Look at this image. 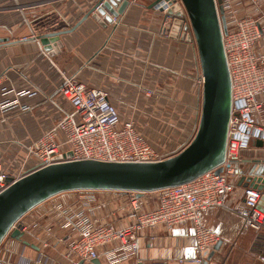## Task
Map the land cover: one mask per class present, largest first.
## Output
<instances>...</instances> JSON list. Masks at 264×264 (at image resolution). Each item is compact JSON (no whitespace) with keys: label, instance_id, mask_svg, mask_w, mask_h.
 I'll return each mask as SVG.
<instances>
[{"label":"crops","instance_id":"0c3cea01","mask_svg":"<svg viewBox=\"0 0 264 264\" xmlns=\"http://www.w3.org/2000/svg\"><path fill=\"white\" fill-rule=\"evenodd\" d=\"M99 1L0 0V83L9 91L1 95L0 103L18 100L14 108L0 109V168L9 175L24 166L22 146L35 142L70 110L58 93L63 74L107 91L123 121H133L136 127L162 137L158 152H175L179 131L185 139L192 135L200 111L198 74L194 77L199 62L192 45L171 36L175 18L155 10L152 5L157 0H127L123 13L110 23L98 14L99 19L89 15ZM165 20L167 29H163ZM56 33L62 34L50 44L52 50L45 51L40 38ZM239 167L241 173L233 179L236 193L224 207L200 214L202 225L220 237L213 250L207 254L196 250L190 223L171 230L158 227L143 233L137 254L118 264H192L198 258L201 264H264L260 259L264 230L245 229L238 214L246 187L261 191L259 205L264 210V146L253 141L242 153ZM249 178L255 183H249ZM77 192L87 191L59 194L24 217L28 222L39 219L40 237L49 242L43 251L31 235L26 236V256L34 258L43 252L54 264L68 263L65 252L73 233L61 227L56 206L82 212L100 225L131 222L127 194ZM148 199V208H155L157 194H149ZM81 264L109 263L102 254Z\"/></svg>","mask_w":264,"mask_h":264},{"label":"built area","instance_id":"2783aa9c","mask_svg":"<svg viewBox=\"0 0 264 264\" xmlns=\"http://www.w3.org/2000/svg\"><path fill=\"white\" fill-rule=\"evenodd\" d=\"M170 1L181 5L180 0H162L153 8L167 14L171 9ZM100 7L102 4L96 10ZM223 8L227 25L223 46L231 80V113L224 162L186 184L156 192H116L129 197L131 222L127 225H100L82 212L54 207L61 214V227L73 233L65 252L67 264L91 262L102 254L109 264L133 258L143 233L158 227L171 230L192 224L195 248L202 254H207L220 242L216 232L202 225L200 214L225 206L228 197L236 193L233 179L241 173L242 153L250 149L253 141L264 139V50L258 46L264 40V0H223ZM184 21L189 24L187 17ZM115 22L113 18L112 23ZM168 26L165 20L163 29ZM199 69L198 83L203 89L204 79ZM8 92L0 83V97ZM58 93L69 103L70 110L39 139L22 146L24 166L17 173L9 175L0 168V194L12 185L9 179L16 182L35 170L58 163L55 161L58 156H64L59 162L157 163L168 160L191 144L199 127L196 125L194 135L185 146L172 153H161L153 148L133 121L122 120L107 91L88 87L76 76L63 74ZM17 101L0 103V109L8 111L17 106ZM68 152H72L71 157H65ZM219 169L221 172L217 173ZM149 194H157V204L152 209L148 208ZM242 194L244 200L238 214L243 227L257 232L264 230V210L259 205L261 191L246 187ZM25 216L10 228L1 242L0 264H54L43 252L34 258L26 256L23 246L26 236L31 235L43 251L48 249L49 242L40 237V220L24 221ZM15 230L22 234L21 240L11 237ZM56 241L62 243L60 238ZM13 256L17 258L13 260ZM260 259L264 261V257ZM191 263L201 264L202 259H194Z\"/></svg>","mask_w":264,"mask_h":264},{"label":"water","instance_id":"95a60500","mask_svg":"<svg viewBox=\"0 0 264 264\" xmlns=\"http://www.w3.org/2000/svg\"><path fill=\"white\" fill-rule=\"evenodd\" d=\"M180 1L181 5L169 2L171 9L167 15L175 18L171 36L178 38L181 32V40L194 43L204 79L200 122L191 144L177 156L157 163L59 162L64 156H58L55 158L58 163L35 170L16 182L9 179L12 185L0 194V244L18 220L59 194L156 192L191 182L224 162L231 113V80L223 46V34H227L223 0ZM100 4L102 7L96 10ZM127 5V0H100L89 15L98 14L112 23V18H118ZM185 17L189 24H184ZM61 34L40 38L45 51L52 50L50 44L56 43ZM257 143L259 147L264 146V140ZM71 156L72 152L65 155ZM220 172L221 169L217 171ZM248 182L255 183L254 178H249ZM11 237L21 240L22 234L15 230Z\"/></svg>","mask_w":264,"mask_h":264},{"label":"rangeland","instance_id":"374dc122","mask_svg":"<svg viewBox=\"0 0 264 264\" xmlns=\"http://www.w3.org/2000/svg\"><path fill=\"white\" fill-rule=\"evenodd\" d=\"M184 24H186V22L184 21ZM179 39L181 40V32H180V35H179ZM183 42L189 44V45H192L195 50H196V47L194 45V43L192 42H188L186 40H182ZM259 47H262V49L264 50V40L263 42L258 45ZM258 48V47H257ZM196 54H197V51H196ZM200 67V66H199ZM200 70V69H199ZM198 73L195 72L194 70V77L196 79V76H197ZM200 89V88H199ZM201 103H202V89H200V111L198 113V116L196 118L195 116V126H194V129H193V132H192V135H194L195 131H196V125L199 126V122H200V116H201ZM190 112V111H189ZM187 119H190L189 116L187 117ZM140 130V132L148 139V141L150 142V144L153 146V148L157 149L158 151H160L161 149L159 148H162L163 145H160L159 143H161V140H162V137L158 134H156L154 131L150 132L149 129H143V128H138ZM198 129V128H197ZM165 135V134H164ZM191 135V136H192ZM190 136V137H191ZM163 139H166V136H164ZM170 139H172V136H170ZM190 139H185V136L183 133H181L179 131V148L185 146L188 142H189ZM174 143V142H173ZM88 192V191H87ZM87 192H77L79 194H84V193H87ZM6 245H9V244H6ZM17 257L16 256H13V260H15Z\"/></svg>","mask_w":264,"mask_h":264}]
</instances>
